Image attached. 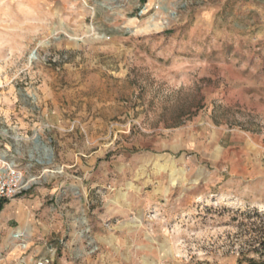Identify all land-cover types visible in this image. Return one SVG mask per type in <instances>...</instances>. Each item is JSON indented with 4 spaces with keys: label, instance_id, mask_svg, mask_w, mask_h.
I'll use <instances>...</instances> for the list:
<instances>
[{
    "label": "rangeland",
    "instance_id": "1",
    "mask_svg": "<svg viewBox=\"0 0 264 264\" xmlns=\"http://www.w3.org/2000/svg\"><path fill=\"white\" fill-rule=\"evenodd\" d=\"M0 151L30 180L0 264H237L264 223V0H0Z\"/></svg>",
    "mask_w": 264,
    "mask_h": 264
},
{
    "label": "built area",
    "instance_id": "2",
    "mask_svg": "<svg viewBox=\"0 0 264 264\" xmlns=\"http://www.w3.org/2000/svg\"><path fill=\"white\" fill-rule=\"evenodd\" d=\"M30 180L16 160L8 157L5 151H0V200H11L26 192Z\"/></svg>",
    "mask_w": 264,
    "mask_h": 264
},
{
    "label": "trees",
    "instance_id": "3",
    "mask_svg": "<svg viewBox=\"0 0 264 264\" xmlns=\"http://www.w3.org/2000/svg\"><path fill=\"white\" fill-rule=\"evenodd\" d=\"M8 200H0V209H2L5 203ZM255 214L261 217V214L258 211H255ZM259 238L256 241L258 244L257 247H254L252 250L242 251L237 264H264V223L259 229ZM255 253L256 256H251L250 252Z\"/></svg>",
    "mask_w": 264,
    "mask_h": 264
}]
</instances>
